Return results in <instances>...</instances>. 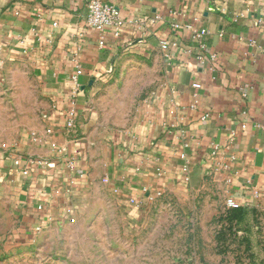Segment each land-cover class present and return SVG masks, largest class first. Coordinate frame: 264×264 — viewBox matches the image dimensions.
<instances>
[{"label": "crops", "instance_id": "0c3cea01", "mask_svg": "<svg viewBox=\"0 0 264 264\" xmlns=\"http://www.w3.org/2000/svg\"><path fill=\"white\" fill-rule=\"evenodd\" d=\"M101 1L116 5L123 23L118 36L108 33L100 45L84 24L87 0H0V68L18 74L28 67L45 97L40 120L39 104L17 102L35 118L28 121L23 112L15 119L22 126L0 165V199L18 230L47 236L66 210L87 213L93 201L95 214L114 209L135 219L158 191L181 204L215 201L217 190L230 212L226 197L251 225L264 221V0ZM172 22L207 29L203 53L214 59L200 64L185 56L182 49L198 42ZM163 38L177 47L163 52ZM132 61L145 64L157 81L131 123L108 130L93 111V92ZM77 67L73 132L64 121ZM50 142L74 155V170ZM26 158L42 163L25 165Z\"/></svg>", "mask_w": 264, "mask_h": 264}, {"label": "rangeland", "instance_id": "374dc122", "mask_svg": "<svg viewBox=\"0 0 264 264\" xmlns=\"http://www.w3.org/2000/svg\"><path fill=\"white\" fill-rule=\"evenodd\" d=\"M142 64L132 61L95 87L91 105L108 130L127 127L157 81ZM19 72L0 68V151L11 147L22 126L15 119L23 112L26 120L35 118L33 109L18 101L39 104V120L45 110L29 68L21 65ZM218 192L207 203L177 204L169 195L156 196L135 219L113 206L105 217L95 214L93 201L87 213L68 209L47 236L32 238L18 230L11 207L0 199V264H264V221L251 225L243 213L230 212Z\"/></svg>", "mask_w": 264, "mask_h": 264}, {"label": "built area", "instance_id": "2783aa9c", "mask_svg": "<svg viewBox=\"0 0 264 264\" xmlns=\"http://www.w3.org/2000/svg\"><path fill=\"white\" fill-rule=\"evenodd\" d=\"M172 14H176V12H172ZM127 22L132 23L137 27H140L143 24L142 20L139 19H128ZM122 23H123L122 14L116 5L102 2L101 0H87L84 24L86 27L93 29L98 34L100 45L104 42V39L108 33H110L114 37L118 36L120 34ZM53 25H55V23H53ZM170 26L172 28L183 27L190 33L191 37L198 42L197 48L186 47L185 49H182L183 50L182 53L185 56L189 54H193L194 56L193 58L195 59V61H197L200 64H204L207 59H211V60L214 59L215 57L214 54H210L209 56L206 57L205 54L203 53V49L205 45L202 41V38L205 34L208 33L207 29L201 27H195L192 22L184 23V24H180L178 22H172L170 23ZM20 43H22V41H20ZM159 47L163 52L166 53L171 48L177 47V43L176 41H170L168 39L163 38V39H159ZM80 74H81V69L77 67L75 73L71 76V81L74 83V87L70 91V98L65 107L64 126L66 129L70 131H73L75 128L76 111L73 106V102L75 101V97L79 91L77 76ZM52 132H53L52 127L47 126L45 128V134H51ZM31 139L33 141H37L38 137L36 136L35 133H31ZM49 146L52 149V151H54L57 155H61L66 158L65 167L68 170L75 169L77 163L72 153H68L65 147L58 146L54 142H50ZM214 147L216 148L217 146L215 145ZM8 150L9 149L0 151V165L5 155L8 154ZM20 161L21 160L19 157H15L13 159V163L15 165L20 164ZM32 163H42V160L26 158L25 165L27 164L30 165ZM21 171L24 174H26L28 169L27 167H24ZM161 195H162V191H158L156 193L157 197ZM224 203L225 206H227L230 209H235L239 207L237 201H235L232 197H226ZM36 209L40 210L42 209V206L38 205L36 206Z\"/></svg>", "mask_w": 264, "mask_h": 264}, {"label": "trees", "instance_id": "16d2710c", "mask_svg": "<svg viewBox=\"0 0 264 264\" xmlns=\"http://www.w3.org/2000/svg\"><path fill=\"white\" fill-rule=\"evenodd\" d=\"M233 211H238L240 213H243L244 214V210L242 208H235Z\"/></svg>", "mask_w": 264, "mask_h": 264}]
</instances>
